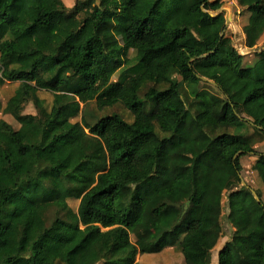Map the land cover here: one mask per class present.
Listing matches in <instances>:
<instances>
[{
	"label": "trees",
	"instance_id": "1",
	"mask_svg": "<svg viewBox=\"0 0 264 264\" xmlns=\"http://www.w3.org/2000/svg\"><path fill=\"white\" fill-rule=\"evenodd\" d=\"M208 1L75 0L68 9L63 0H0V78L19 83L0 134L27 163L17 171L5 152L0 165V264H68L92 240L105 251L97 264H110L106 255L121 244L130 264L175 245L181 264H211L224 192L234 230L217 264H264V201L240 175L241 157L252 154L264 183V152L242 138L247 122L264 137V50L243 66L231 41L222 47L224 12L209 14ZM236 2L254 44L264 0ZM111 31L124 35V62ZM125 66L133 74L111 80ZM177 75L192 94L186 101L171 84ZM199 76L219 94L198 89L208 83ZM113 105L129 119L98 114ZM92 193L109 208L81 225L68 199ZM149 218L150 232L131 244L130 232L147 230ZM55 230L62 253L43 260L37 243ZM95 260L90 252L77 262Z\"/></svg>",
	"mask_w": 264,
	"mask_h": 264
},
{
	"label": "rangeland",
	"instance_id": "2",
	"mask_svg": "<svg viewBox=\"0 0 264 264\" xmlns=\"http://www.w3.org/2000/svg\"><path fill=\"white\" fill-rule=\"evenodd\" d=\"M65 1L70 2L71 0ZM208 2H210L208 11L215 12L216 10L223 7L224 16L226 15V13L231 16V19L228 21L223 33L222 47H224V45L228 41H231L232 44L238 50V52L243 56V66L253 64L255 60H257V57L253 54L254 52H256L255 50H264V37L256 40L254 44H249V42L245 40L246 38L244 33L242 32V26L247 22L248 13L237 5L236 0H222L221 2H219L218 0H209ZM67 8L69 9L70 7L67 6ZM109 37L111 39L110 46L112 52L119 60L124 62V55L122 49L125 40L124 35L119 31H111ZM133 55L134 52L130 50L128 56L131 57ZM197 70L198 72H200L199 68H197ZM125 74L129 75L133 73L132 71H128L126 69V66L121 67L113 74L111 80L117 81ZM170 80L172 86L178 88V90L182 94V97L184 99L185 97H187L185 101L187 99H190L192 94L189 91L190 89H188V87L186 86L184 78L177 75L173 76V78ZM5 83L9 82L6 81ZM5 83L3 84L0 78V114L2 115H5L4 113H7L6 105L12 98L10 90L7 88L8 86ZM197 87L198 89L206 88L212 93L219 94L217 88L210 82L204 84L201 83ZM193 88H196V86H193ZM45 95L48 98L50 97V95L45 93V91H41L40 96ZM234 100L237 101L238 99L234 97ZM148 107L149 104L146 105V108ZM115 112L120 113L125 119H129L128 113L122 105L104 107L98 111V114H100V116H105ZM75 119L77 118H73V120ZM13 125H16V123H14ZM242 138L246 139L250 143V145L253 146L257 151L264 152V137L254 130V127L251 122L246 123V126L243 130ZM5 152L9 153L11 166L15 170L22 171L26 168V158L16 153L15 146L13 145L8 135L0 134V165L2 166L5 164ZM254 160L255 157L252 154H247L241 157V163L243 168L240 172V175L242 180L248 182L249 185H252L255 193H260L261 198L264 201V183L261 182L253 168ZM241 185L242 183L240 182L237 188H239ZM225 200L226 192L223 193L224 207L222 211L223 215L221 217L222 234L218 245L211 254V262L213 261V264H217L218 249L221 248L225 241L230 238L234 230V226H232L225 217L227 214ZM68 203L78 214L81 225L98 221L107 212V209L109 208V200L96 193H92L90 199H85L84 197H80L79 199H68ZM150 224L151 220L149 218L147 220V230L135 229L136 232H131L132 243L135 242L134 233H136V237H139L140 235H147L150 232ZM61 233L62 232L60 230L52 231L38 241L37 244L42 249L41 257L43 260H49L53 257H59V255H61L64 247V244L59 241V236L61 235ZM129 246L131 247L130 244ZM90 252L94 253V255L96 256V260L93 264H97L98 262H101L105 259L104 248L98 243H96L95 240H92L85 248L78 251L75 258H73L74 262L70 260L68 264H78L77 261ZM129 252L130 248L124 246V244H121L114 252L111 251V253L106 256L108 259L113 258L114 261L112 262V264H130L129 259H127ZM136 258H138V261H136L134 264H181L182 262V257L178 245H175L174 248L169 251H163L159 253V255H137Z\"/></svg>",
	"mask_w": 264,
	"mask_h": 264
},
{
	"label": "crops",
	"instance_id": "3",
	"mask_svg": "<svg viewBox=\"0 0 264 264\" xmlns=\"http://www.w3.org/2000/svg\"><path fill=\"white\" fill-rule=\"evenodd\" d=\"M193 2H197V1H200V0H192ZM63 2H64V4H65V6L67 7V6H69V7H71L72 5H73V3L75 2V0H71L70 2H66L65 0H63ZM264 37V34L260 37V38H263ZM252 65V64H251ZM9 67H13V66H9ZM6 82V81H5ZM5 82H3V84L5 83ZM9 83H5L8 87V89L10 90V93H11V95L13 96L14 94H15V90H16V88H17V86H18V82H10V81H8ZM41 93V92H40ZM1 102V101H0ZM5 115H2V114H0V117L1 118H3V119H5V120H7V121H11L12 120V118H11V116H10V114H7V113H4ZM77 119H79V117H76ZM73 120V119H72ZM74 121V120H73ZM18 125H15V127H17ZM131 232H130V241H131ZM136 235V233H134V237H135V241H136V239L138 238V237H136L135 236ZM131 243H132V241H131ZM133 244V243H132ZM172 248H174V247H172ZM172 248H168V249H166L165 251H169V250H171ZM163 252V251H162ZM159 255V254H158ZM139 256V255H138ZM114 260H113V258L112 259H109V263L110 264H112V262H113ZM136 261H138V258H136L135 259V262ZM134 262V263H135ZM214 262L212 261L211 262V264H213Z\"/></svg>",
	"mask_w": 264,
	"mask_h": 264
},
{
	"label": "water",
	"instance_id": "4",
	"mask_svg": "<svg viewBox=\"0 0 264 264\" xmlns=\"http://www.w3.org/2000/svg\"><path fill=\"white\" fill-rule=\"evenodd\" d=\"M223 10H224V8L222 7V8H220V9L216 10L215 12H210V11H208V12H209V14H211V15H216V14H218V13L223 12ZM224 17H225V20H224V23H223V25H222V30H221V32H220V37L223 36V33H224V30H225V27H226L228 21L231 19V16H229L227 13H226V15H225ZM255 51L257 52V50H255ZM259 51H262V50H259ZM207 54H208V53L201 54L199 57H200V58H203V57H205ZM199 77H200L202 80L207 81V82H210V83H212L213 85L216 86V84H215L213 81L208 80L207 78L202 77V76H199ZM242 184H244V181L242 182ZM252 192H253V195H254L255 199H256L257 201H259V197H258V195L255 193V191H254L253 189H252Z\"/></svg>",
	"mask_w": 264,
	"mask_h": 264
}]
</instances>
